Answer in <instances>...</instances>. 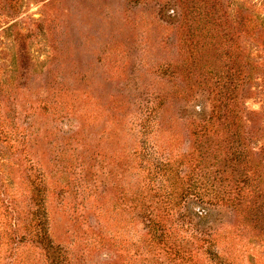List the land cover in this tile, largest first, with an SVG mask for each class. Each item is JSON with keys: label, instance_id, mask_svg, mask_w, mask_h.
<instances>
[{"label": "rangeland", "instance_id": "374dc122", "mask_svg": "<svg viewBox=\"0 0 264 264\" xmlns=\"http://www.w3.org/2000/svg\"><path fill=\"white\" fill-rule=\"evenodd\" d=\"M41 212L60 264H264V0H0V264Z\"/></svg>", "mask_w": 264, "mask_h": 264}, {"label": "trees", "instance_id": "16d2710c", "mask_svg": "<svg viewBox=\"0 0 264 264\" xmlns=\"http://www.w3.org/2000/svg\"><path fill=\"white\" fill-rule=\"evenodd\" d=\"M165 71V70H164ZM148 120V122H142L140 121V126L142 127H151V126H155L157 125V121L155 122V120ZM233 155L235 157L236 162H238V160L240 159L241 155H242V151L239 149H235L233 151ZM166 166L165 164H163V169H165ZM167 171V169H166ZM199 179L201 180V185H203L202 188V192L197 193L196 195V199L195 202H193L189 207L186 206L185 211L183 212V214H180V217H182L183 221H189L192 218L198 217V218H203L204 216H208L209 215V210L212 213L211 209L218 207L219 204L222 203L221 198L219 196L220 192L217 190V188L215 187L214 184L210 183L208 184V182L206 181V177L203 175H200ZM168 195V198H170V200L173 197L172 191L170 190L169 192H166ZM171 202V201H169ZM202 209V211L200 210ZM213 210V209H212ZM144 211H147V215H146V221H147V226L150 227L151 231L153 230V232H158L159 229H161V224L160 221H155L154 220V214L151 210L148 209H144ZM143 216L144 217V212ZM39 216V225H40V235L37 238L38 242L40 243V245L47 251V253L50 255L51 257V263L52 264H60V258H59V248L57 246H54L51 241L50 238L47 234V226H46V218L44 217L43 212H41V215L38 214ZM190 223V221L188 222ZM160 233H162V229L159 230ZM191 235H193V237L195 238L197 236L196 230H191L189 231ZM182 233V232H181ZM199 233V232H198ZM180 239H183L180 238Z\"/></svg>", "mask_w": 264, "mask_h": 264}]
</instances>
